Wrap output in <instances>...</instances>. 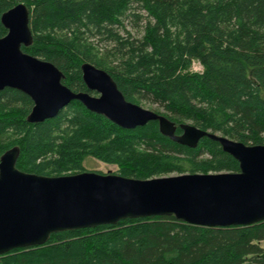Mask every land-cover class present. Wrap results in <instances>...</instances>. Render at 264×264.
Masks as SVG:
<instances>
[{
  "label": "trees",
  "instance_id": "obj_1",
  "mask_svg": "<svg viewBox=\"0 0 264 264\" xmlns=\"http://www.w3.org/2000/svg\"><path fill=\"white\" fill-rule=\"evenodd\" d=\"M20 1L34 37L23 50L54 63L74 92L89 91L81 65L90 62L129 101L156 105L177 124L264 144V0H0V17ZM195 61L202 71L191 70ZM32 107L21 91L0 90V157L18 146L17 167L26 172L86 171L87 155L137 179L239 171L219 142L181 145L157 121L124 129L72 100L30 123ZM262 240L264 221L204 227L152 216L54 233L43 245L0 255V264H264Z\"/></svg>",
  "mask_w": 264,
  "mask_h": 264
},
{
  "label": "water",
  "instance_id": "obj_2",
  "mask_svg": "<svg viewBox=\"0 0 264 264\" xmlns=\"http://www.w3.org/2000/svg\"><path fill=\"white\" fill-rule=\"evenodd\" d=\"M0 20L7 30L0 36V90L14 88L32 99L28 122L42 123L79 100L124 129L157 121L161 134L190 148L208 137L239 162L236 172L148 179L87 170L49 176L19 169L20 148L13 146L0 157V255L43 245L54 233L124 219L166 215L204 227L264 221V144L247 145L189 122L177 124L129 101L112 75L90 62L81 65L89 91L74 92L63 83L65 74L54 63L23 50L34 42L26 3L20 1L4 11Z\"/></svg>",
  "mask_w": 264,
  "mask_h": 264
},
{
  "label": "rangeland",
  "instance_id": "obj_3",
  "mask_svg": "<svg viewBox=\"0 0 264 264\" xmlns=\"http://www.w3.org/2000/svg\"><path fill=\"white\" fill-rule=\"evenodd\" d=\"M191 70L192 71H202L203 66L199 62L195 61L192 65ZM139 105H141L144 108L151 109V110L158 109L156 105L149 104L145 101L140 102ZM82 165L84 169L87 171H98L102 173H108V172L116 173L119 168L115 164L105 163L90 155H87L83 158ZM170 175H177V173L170 174ZM260 245L264 248V240L260 241Z\"/></svg>",
  "mask_w": 264,
  "mask_h": 264
}]
</instances>
